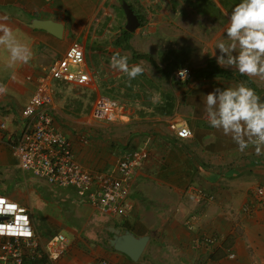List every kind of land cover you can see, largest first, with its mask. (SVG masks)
<instances>
[{
    "label": "crops",
    "instance_id": "crops-1",
    "mask_svg": "<svg viewBox=\"0 0 264 264\" xmlns=\"http://www.w3.org/2000/svg\"><path fill=\"white\" fill-rule=\"evenodd\" d=\"M100 2H120L125 14L122 3L130 0H0V23L11 27L18 39L27 43L34 53L29 63L7 68L9 54L0 47V84L8 89L7 94L0 95V122L6 124L5 128H0V159H5L6 147L9 148L17 170L11 183L20 186L28 198L22 203L15 201L31 209L36 226L37 216L40 217L42 229L39 225L37 228L41 232L44 228L65 234L68 250L58 264H93L96 259H104L107 264H264V197L259 202L254 198L255 188L264 184V155H257L251 146L244 152L239 151L230 136L209 125L205 112L209 92L216 88L235 87L243 78L235 69L223 68L212 61L209 65L205 64L206 58L195 59V48L187 50V54L191 55L187 64L164 68L165 72L171 71L170 78L181 68L194 69L192 77L183 86L184 93L179 91L178 94L173 88L171 92L161 89L151 98H143L153 103L154 107H145L140 116L132 114L123 102L124 115L116 122H90L92 106L86 115L87 122L82 120V116H68L67 113H62L63 120L56 116L57 107L54 110L56 129L69 138L76 160L90 172L115 170L126 151L137 148L148 150L147 160L132 181L128 196L131 210L127 216L103 213L79 197L73 188L49 186L43 181L33 183L18 171L12 146L22 129V109L38 80L54 61L64 55L72 42L77 41L84 46L86 69L89 72L97 69L98 76L89 86L53 81L54 99L60 90L59 85L63 84L106 89L104 84L114 78L100 74L102 65H107L117 53L140 55L131 39L140 33L144 19L129 3L139 25L133 31L127 30L126 18L123 31L115 38L114 48L98 47L96 40L103 35L94 34L95 30L87 37L88 23L96 9L102 6ZM102 11L105 13V9ZM47 21L61 25V33L57 35L43 28V23ZM124 31L128 32L125 36ZM225 31L223 27L214 38L216 42L217 38L226 40ZM183 32L172 34L177 38L182 37ZM129 33L133 36L128 42ZM84 35V40H80ZM125 42L132 49L125 48ZM201 51V55L206 54L203 48ZM215 67L231 72L233 77L200 74ZM216 81L218 85H215ZM178 95L183 99L180 100ZM157 103H163L160 108L162 113L156 111ZM156 120L168 121V124L163 126ZM171 120H185L193 136L177 139L169 129ZM193 189L212 193L214 199L207 204H198ZM195 211L199 212L200 218L191 227L186 219ZM111 227L118 228L121 233L129 230L137 237L149 236L137 261L113 248L110 244L113 237ZM104 230L110 237L108 247L98 242L99 232ZM84 234L89 235L90 240L82 239ZM205 234L216 235L217 240L209 248H196L194 240ZM43 237L48 235L43 234ZM230 252L234 253V257L229 256Z\"/></svg>",
    "mask_w": 264,
    "mask_h": 264
},
{
    "label": "built area",
    "instance_id": "built-area-1",
    "mask_svg": "<svg viewBox=\"0 0 264 264\" xmlns=\"http://www.w3.org/2000/svg\"><path fill=\"white\" fill-rule=\"evenodd\" d=\"M182 70L186 78H181ZM193 71L189 67L176 70L172 78L177 82L189 80ZM98 70L89 72L85 64L84 46L72 42L64 55L54 61L42 76L24 105L21 116L22 129L16 136L12 152L16 167L28 181H43L49 186L73 188L76 194L86 199L99 211L116 216H127L131 210L128 200L131 185L137 170L148 158L146 148L126 151L115 170L90 172L76 160L72 143L65 134L58 131L54 121L53 81H64L78 86L92 84ZM124 115V106L118 99L99 94L92 105L89 121L116 122ZM6 124L0 122L3 129ZM169 129L177 139L193 136L185 120H171ZM185 133H191L185 135ZM196 203L205 204L214 195L203 189H193ZM264 197V184L254 191L257 202ZM249 210V206H246ZM200 218L199 212L188 215L186 223L193 226ZM217 236L205 234L194 240L196 248H209ZM68 250L64 233L56 232L44 238L35 225L30 208L10 197L0 194V264H58ZM234 257V253H229ZM98 264H107L102 259ZM207 264V263H202Z\"/></svg>",
    "mask_w": 264,
    "mask_h": 264
},
{
    "label": "rangeland",
    "instance_id": "rangeland-1",
    "mask_svg": "<svg viewBox=\"0 0 264 264\" xmlns=\"http://www.w3.org/2000/svg\"><path fill=\"white\" fill-rule=\"evenodd\" d=\"M200 1L155 0L154 2V0H130L128 3L144 20L143 27L140 29L137 37L132 38L133 34L129 33L127 41L129 42L132 38V45L135 46L136 52L138 54H147V57H137L129 52V65L142 64L145 68L144 73L136 79L129 81L125 74L112 69L110 62H108L107 65H102L100 74L103 73L109 79H114L104 84L107 86L104 90H100L99 88L95 90L89 87H76L70 84L59 85L60 90L57 91L53 102L54 108L57 107L56 116L62 117L64 113H67L68 116L74 114L76 117L82 116V120L86 121L87 112L99 94L115 97L123 102L132 114L139 115L145 107L151 109L154 107L153 103L146 102L143 98L146 97L148 99V96L151 98L155 92L161 91V89L164 92H168L169 90L171 92L174 89L178 94L179 91L180 94L184 93L183 86L187 81L176 82L170 78L171 71L165 72L164 68L172 69L173 65L180 66L187 64L188 59L191 57V55L187 54V50L190 48H195L194 52H197L193 56L195 59L206 58L205 64H208L210 61L216 63V57L220 53L219 49L215 48L217 43L222 41L223 38H217V42L214 38L217 37L223 27L226 30L225 26L230 19L232 9L241 2V0ZM100 5L102 6L98 7L90 18L87 37L91 36L90 34L95 30L94 34L103 35L102 37L98 36L96 40L98 47L108 49V47L113 46L114 48V41L117 34L123 31L125 27L126 16L123 14L120 2H100ZM104 9L105 13H102ZM153 28L154 31H151ZM173 31L185 32H183L184 35L182 37L178 36L176 38L174 36L175 32ZM84 37L85 35L81 36L82 39H79L84 40ZM224 39H227L226 31ZM210 42L216 43L211 45L209 44ZM202 48L206 51L205 55H201ZM214 52L215 55H213ZM190 68L194 71L192 67ZM250 79L255 86L254 89L257 94L262 96L264 94V81L257 78ZM243 81L245 82V79H242L241 82ZM245 84L248 86L247 82ZM215 85H218L217 81ZM179 99L182 100L183 98L179 96ZM161 106H163V103L156 104L155 109L157 112H163L160 109ZM63 120L65 119L63 118ZM162 121L156 120V123L162 124L163 126L168 124V121L166 123ZM88 125L90 126V123H87ZM6 152L5 159H0V194H4L22 203V200H28V198L23 194L24 191L20 186L11 183V179L17 170L14 167L11 151L7 147ZM37 220L39 228L41 227L42 229L40 217L37 216ZM39 228L38 230L42 236L43 234L51 236L54 233L44 228L42 233ZM99 233L100 235L98 237L100 241L98 242L103 247H108V239L110 237L106 230ZM81 238L90 240L87 234L81 235ZM99 261L100 259H96L93 264H98Z\"/></svg>",
    "mask_w": 264,
    "mask_h": 264
},
{
    "label": "clouds",
    "instance_id": "clouds-1",
    "mask_svg": "<svg viewBox=\"0 0 264 264\" xmlns=\"http://www.w3.org/2000/svg\"><path fill=\"white\" fill-rule=\"evenodd\" d=\"M226 37L215 48L220 53L216 57L218 65L264 81V0H241L235 5ZM0 47L9 54L7 68L27 64L34 56L31 47L3 23H0ZM110 67L125 74L129 81L145 71L142 64L130 66L129 57L119 53L111 57ZM181 78H186L185 70H182ZM7 92V87L0 84V95ZM205 105L209 125L230 136L239 151L244 152L251 146L257 155H264V99L255 89L244 82L235 87L216 88L206 95Z\"/></svg>",
    "mask_w": 264,
    "mask_h": 264
},
{
    "label": "water",
    "instance_id": "water-1",
    "mask_svg": "<svg viewBox=\"0 0 264 264\" xmlns=\"http://www.w3.org/2000/svg\"><path fill=\"white\" fill-rule=\"evenodd\" d=\"M122 5L127 18L126 29L133 31L138 27L139 20L127 2H123ZM43 28L57 35H59L62 31L61 25L48 21L43 23ZM261 98L264 99V95ZM109 229L113 232V237L110 239V244L113 248L126 254L131 260L137 261L149 241V236L144 235L137 237L129 230L121 233L118 228L111 227Z\"/></svg>",
    "mask_w": 264,
    "mask_h": 264
},
{
    "label": "trees",
    "instance_id": "trees-1",
    "mask_svg": "<svg viewBox=\"0 0 264 264\" xmlns=\"http://www.w3.org/2000/svg\"><path fill=\"white\" fill-rule=\"evenodd\" d=\"M127 33H128L127 31H124L123 35L125 36V34H127ZM124 39H126V37ZM117 43H119V40L117 41ZM124 47L127 49H132V47L128 43H126L124 45ZM139 57H147V55L146 54H140ZM200 74L203 76H211L213 74H217V75H221L224 77H229V76L233 77V74L231 72H228L226 70H222V69L217 68V67H215L214 69L213 68L205 69V70L201 71ZM240 77L245 79L250 84L251 87H254L252 81L247 76L240 75Z\"/></svg>",
    "mask_w": 264,
    "mask_h": 264
}]
</instances>
